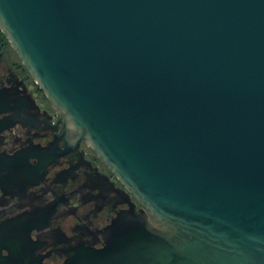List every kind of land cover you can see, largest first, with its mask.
I'll use <instances>...</instances> for the list:
<instances>
[{
    "label": "water",
    "instance_id": "95a60500",
    "mask_svg": "<svg viewBox=\"0 0 264 264\" xmlns=\"http://www.w3.org/2000/svg\"><path fill=\"white\" fill-rule=\"evenodd\" d=\"M0 33L59 127L0 152V190L83 143L126 191L99 245L56 264H264V0H0ZM38 112L0 88V132ZM10 225L0 264H39Z\"/></svg>",
    "mask_w": 264,
    "mask_h": 264
},
{
    "label": "flooded vegetation",
    "instance_id": "af4514ba",
    "mask_svg": "<svg viewBox=\"0 0 264 264\" xmlns=\"http://www.w3.org/2000/svg\"><path fill=\"white\" fill-rule=\"evenodd\" d=\"M14 55L0 33V88L24 85L39 112L31 125L16 122L0 132V152L9 155L26 146L43 151L59 127L54 130L45 126L47 117L40 112L46 111L51 122L54 112ZM56 146L61 147L62 142L57 141ZM33 161L29 158L30 163ZM46 171L35 185L1 186L0 224L12 222L11 232V226L19 232L27 230L25 237L33 241L39 264H56L65 256L67 246L77 242L99 245L106 234L104 227L126 208L122 201L126 191L83 143L68 156L55 158ZM129 198L138 209L140 205L130 195ZM119 200L122 202L117 203ZM20 217L24 218L17 219ZM1 253L6 251L2 249Z\"/></svg>",
    "mask_w": 264,
    "mask_h": 264
},
{
    "label": "rangeland",
    "instance_id": "374dc122",
    "mask_svg": "<svg viewBox=\"0 0 264 264\" xmlns=\"http://www.w3.org/2000/svg\"><path fill=\"white\" fill-rule=\"evenodd\" d=\"M14 58H15V60H17L18 58L14 55Z\"/></svg>",
    "mask_w": 264,
    "mask_h": 264
}]
</instances>
